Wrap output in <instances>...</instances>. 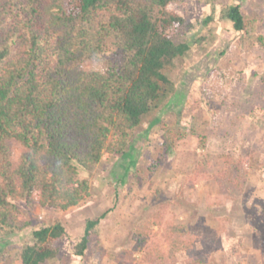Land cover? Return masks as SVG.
Here are the masks:
<instances>
[{"label": "trees", "instance_id": "16d2710c", "mask_svg": "<svg viewBox=\"0 0 264 264\" xmlns=\"http://www.w3.org/2000/svg\"><path fill=\"white\" fill-rule=\"evenodd\" d=\"M173 1L0 0L1 233L22 232L31 224L21 217L16 199L70 209L91 195L84 165L98 164L106 155H131L126 148L144 117L166 96L167 70L189 53L190 37L197 39L196 23L169 8ZM205 2L212 12L202 26L216 18L227 20L243 34L241 43L264 47V34L247 19L240 3ZM163 128L169 137L163 143L167 151L186 136L184 130L178 134ZM12 141L24 148L16 167ZM260 165L251 154L206 152L195 177L208 171L221 186L240 185ZM104 216L87 220L84 236L70 246L74 254H84ZM66 236L60 220L34 229L32 242L20 252V264L60 258ZM134 237L136 251L143 254L139 264L168 263L162 240L174 248L175 262L181 251L186 264H214L201 245L203 236L185 224L176 225L164 210L136 228Z\"/></svg>", "mask_w": 264, "mask_h": 264}, {"label": "rangeland", "instance_id": "374dc122", "mask_svg": "<svg viewBox=\"0 0 264 264\" xmlns=\"http://www.w3.org/2000/svg\"><path fill=\"white\" fill-rule=\"evenodd\" d=\"M236 1L264 34V0ZM169 8L196 23L197 39L190 37L189 53L167 70L166 96L144 117L126 148L131 155H106L98 164L84 165L91 195L70 209L16 199L21 217L31 224L22 232H0V264H20L33 230L57 220L67 230L60 242L63 254L43 264H139L143 254L136 251L134 231L161 210L176 225L185 224L203 236L201 245L214 264H264V47L241 43L243 34L227 20L216 18L202 26L212 12L205 0H177ZM163 125L186 132L169 151ZM11 150L16 167L24 148L12 141ZM206 152L251 154L261 165L241 178L240 185L221 186L211 172L195 177ZM102 213L84 254H74L70 246L84 236L87 220ZM160 242L166 264H186L183 252L175 262L172 245Z\"/></svg>", "mask_w": 264, "mask_h": 264}]
</instances>
